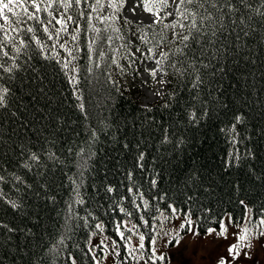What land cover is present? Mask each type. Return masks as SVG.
<instances>
[{"label": "trees", "instance_id": "obj_1", "mask_svg": "<svg viewBox=\"0 0 264 264\" xmlns=\"http://www.w3.org/2000/svg\"><path fill=\"white\" fill-rule=\"evenodd\" d=\"M89 2L94 3V0ZM157 2L168 4L170 0H152L150 5ZM250 2L256 6V0ZM27 4L28 12L35 13L31 3ZM61 10L64 9L61 7ZM81 10L84 16L79 17L81 31L78 40L73 42L76 59L72 64L78 69L77 94L82 96V101L75 99L69 80L55 60L37 55L35 40L30 38L41 41L45 38L42 25L36 20H28L22 9L16 11L21 13L22 19L14 38L18 46L19 40H24L30 47H22L17 60L21 68L15 71L14 80H8V73H0L4 77L0 84L10 90L8 108L0 110V151L6 152L0 157V163L7 172L15 171L33 188L29 190L21 185L24 193L21 202L27 211L22 222L4 204H0V216L12 226L31 229V235L13 234L8 245L11 254L0 257L4 264H35L40 257L43 259L39 264H72L73 260L75 264H97L89 239L99 223H103L113 237L118 235L117 227L127 218L152 231L159 213L172 205L181 213L195 217L199 231L218 225L227 212L236 222L241 220L246 212L241 201L251 206L258 216V212L264 209V182L255 180L248 168L250 165L255 172L264 174V44L253 43L248 38L244 42L252 51H241L238 57L225 55L224 73L213 76L212 68H199L205 83L199 89L197 100L194 99L197 90L191 89V78L187 74L183 77L174 74V70L168 67L174 62L177 68L182 67L180 61L184 57L178 53L172 55L176 48L183 47L182 43L174 38L171 28L164 27L165 22L156 24L148 29V37L153 43L166 37L154 51L164 45L165 52L169 53L163 63L169 81L159 101L144 105L111 77L113 56H110L109 49L118 35L112 31L115 25L108 29V25L102 24L107 30L94 33L90 39L92 31L86 17L91 14L94 25L97 15L94 17L83 2L79 6L73 4L66 13L76 20ZM51 11L59 12L55 4H52ZM35 15L42 21L41 14ZM10 21L16 27V18L10 16ZM183 22L187 24L188 21ZM125 27L122 25V30ZM255 27L253 35L259 41L260 25ZM27 28H32L33 32L27 33ZM108 36L112 37L110 44L106 39ZM88 40L93 41L91 62ZM27 55L32 59L24 63ZM44 55L53 54L45 48ZM246 55L249 60L255 58V66L243 59ZM233 58L239 60L238 66L232 64ZM89 67L90 73L87 71ZM33 68L46 78L37 80ZM68 74H73L71 69ZM111 81H115V86ZM38 85H43L53 97L51 104L46 106L47 102L38 95ZM80 102L87 110L86 120L77 108ZM202 106H206L207 115L200 118ZM12 112L14 116L10 115ZM191 112L196 113L198 123L189 122ZM236 115L244 118L242 123H236ZM90 129H95V141L89 140ZM165 130L170 143H161ZM46 138L54 143H48ZM181 140L183 143H179ZM9 144L10 152L7 151ZM124 144L128 147L125 148ZM23 148L39 154L36 162L29 161L36 165L31 172L20 167V161L27 159V153L20 155ZM45 148H51L63 163L48 160L43 151ZM81 148L84 149L81 162L86 164L82 183L77 163L81 158L76 155ZM89 151L93 153L90 159ZM138 152L145 154L142 169L135 162ZM246 152L253 154L246 163L240 167H226L232 156L237 153L244 156ZM37 170L44 172V176L37 180L47 183V196L54 197V201L32 195L36 189L37 180L33 177ZM69 177L81 183L82 204L74 203V186ZM2 187L11 197L17 198L11 183ZM61 238L63 244L58 243ZM53 245L56 249L48 252Z\"/></svg>", "mask_w": 264, "mask_h": 264}, {"label": "snow or ice", "instance_id": "obj_2", "mask_svg": "<svg viewBox=\"0 0 264 264\" xmlns=\"http://www.w3.org/2000/svg\"><path fill=\"white\" fill-rule=\"evenodd\" d=\"M84 3L87 8L91 10V12L98 13L99 10L103 9L104 4L101 3V0H94V3H90L89 0H51L46 8H51L52 4L57 6V11L62 7L65 12L68 9L73 7V4L79 6L81 3ZM175 3V0H173ZM127 4V0H108L107 6L112 10V15L109 16H96V19L99 20L101 24L110 23L114 20H119L120 17L116 16L115 13L119 12L123 7ZM143 5V10L147 13H151L155 19H153L151 24H148L145 27H140L139 24L136 26V33H139L136 38L142 44L151 45L148 47L147 52H141V56L152 59L157 65H162L164 61L169 58V53L164 52L161 53L160 59L155 58V51L154 49L160 45L163 39L166 37H162L161 41H157L153 43L152 40L148 37V29L153 28L156 24L162 22V19L159 15L160 8L156 5H150L148 0H133L132 6L129 8V11L135 15L137 8ZM193 6V8H189L188 6ZM31 7L35 10V13L41 11V5L36 3L35 0H31ZM162 8H167V3H161ZM16 8H21L23 10V14L27 16L28 20H36L37 23L42 25V31L47 35L48 40H53L54 43L52 44V48L57 47V43L59 41V37L61 33L68 34V25L72 23L74 25L73 31L70 34L71 40L76 42L78 40L79 33L81 31L80 24H79V17L84 16V11L81 10L78 13V17L76 20H73L72 15L65 16L62 14L59 19L56 18L52 14V12H48V23L52 24L53 30L55 31V36L49 31L47 26L43 25V21L40 20L39 16L35 15V13H29L27 7L21 2V0H0V19L3 20L4 24L0 25V73H8V80L12 81L15 79V71L21 68V65L17 63V60L20 59V53L23 48L30 47V44H27L24 40H19V46L17 41L14 37L9 34V29L13 32L19 31V22L22 19L21 13L15 11ZM264 0H256V6H253V3L250 0H179V3L176 4V14L180 17V20L173 22L172 24H165V28H176L177 26L182 29L180 33H174V38L179 39L182 43L183 47L176 48L172 55H176L177 53L184 57L182 61H180L182 67L177 68L176 63L169 64L168 67L174 70V74H177L183 77L187 74L191 78V89L197 90L196 96L194 99H199V89L201 85L205 83L202 80L199 74V68L209 69L212 68L213 72L211 73L213 76L217 73H224V57L225 55L231 57H238L240 56L241 51L248 53L251 52L252 49L248 46L244 41L248 38L252 39L253 43H262L264 44ZM168 16H171L172 13L168 12ZM10 16L16 18V27H13L12 22L10 21ZM187 20V24L183 21ZM227 20V23L225 22ZM53 21L55 23L53 24ZM92 15L89 14L86 17V23L91 28L92 33H99L102 29H99L92 25ZM125 24L132 23L127 18L124 19ZM260 25V40L256 41L255 36L253 33L256 32V25ZM56 25H59L57 28ZM107 29L105 28L104 31ZM27 33L33 32L32 28L25 29ZM87 31V29H85ZM112 31L115 33H120V29L117 27H113ZM130 31V30H129ZM122 38L121 36L117 37ZM107 42L110 44L112 37L108 36ZM30 40H35L36 44V52L37 55H43L44 59L47 60H55V62L60 66L62 72H64L65 76L69 80L72 88H73V95L77 101H82V96L78 95L77 92L79 91L77 85L79 84L78 79V69L75 67L71 68L72 75H69V66L72 64V61L76 59L73 55L72 51L66 46L65 44H60L59 47L67 53L63 59H57L59 53H55V55H44V49L46 45L42 43L39 39H35V37H31ZM173 41H169L172 43ZM92 40L87 41V48L89 52V61L91 62V51H92ZM128 44H131V41H128ZM128 44L121 45L126 49L125 57L131 58L130 62H134L135 60V53H132ZM10 46V47H9ZM8 48V51L5 49ZM185 49H188V52H185ZM79 52L80 49L77 48ZM114 52H118L119 49L113 50ZM137 52H140V48H136ZM100 58H103V54H100ZM32 57L30 55L26 56V60L24 63L30 62ZM245 60H249V57L246 55L243 57ZM207 61V62H205ZM213 61L216 63L214 64ZM250 63L255 66L256 60L255 58H251L249 60ZM112 64H118L115 56L111 58ZM264 63V62H262ZM232 64L239 65V60L233 58ZM186 65V66H185ZM218 65V67H217ZM99 63H96V67L99 68ZM87 71L90 73L91 68L89 67ZM163 72V69H161ZM33 72L36 73V79L42 81L46 77H42L39 75V70L33 68ZM157 74V69L153 68L149 70V75L155 79ZM164 75H167L166 72H163ZM4 77L0 75V80ZM109 79H111L109 75ZM115 86V81H111ZM163 82V81H162ZM38 95L42 96L43 99L48 104L53 102V97L49 96L48 93L45 91V87L43 85H38ZM9 88L5 87L3 84H0V110H4L8 108V100H9ZM203 111L200 118L207 115V108L206 106H202ZM226 107V105H225ZM77 108L80 111V114L86 120L88 118L87 110L85 109V105L80 102L77 104ZM10 115L14 116L15 113L12 112ZM235 121L237 124L243 122V117L241 115H236ZM198 119L195 112L189 113V122L190 123H198ZM59 123V121H58ZM233 131L235 130V124L232 126ZM97 139L95 129L89 130V140L95 141ZM47 141V138H46ZM48 143H54V141H47ZM2 143V141H0ZM161 143H170L167 136V130H165V135ZM179 143H183V141H179ZM138 146V145H137ZM91 145L89 144V148ZM124 147L127 148L128 145L124 144ZM7 151H11V145H7ZM44 154H46L47 159L53 161L56 164L63 163L60 160V157L56 155L55 152L51 150V148L43 149ZM69 153L72 152L71 148L68 149ZM84 149L81 148L79 152L76 153L77 156L81 158L78 161V165L80 171L78 173L79 179L82 183L83 181V170L86 167L85 163L81 161L84 160L83 157ZM27 153V159L20 161V167L23 169H27L29 172L36 167L35 163L39 159V154L36 152H32L30 149L23 148L21 150L20 155L23 156ZM6 155V152L0 151V157ZM93 153L91 151L88 152V158L90 159ZM251 152H246L244 156H241L237 153L235 156H232L227 162L226 167H240L242 163H246L249 157H252ZM145 154L143 152H138L137 156L135 157V162L137 167L143 168V164L141 163L144 160ZM43 167V165H41ZM249 173L252 177L257 180L264 182V174L255 172L251 166L249 165L248 168ZM130 175V173H129ZM44 176V172L37 170L35 176L33 177L34 180H37L38 177ZM69 180L73 184V193L75 196L74 203L82 204L83 200L80 198V187L81 183H77V180L73 177H69ZM6 183H11L12 187L15 189L17 193V198L11 197L8 193L3 190L2 185ZM152 184H156V180H152ZM31 190L33 188L32 184H26V182L22 179V177L16 174L15 171L7 172L4 165L0 163V204L6 205L9 209L13 211V214L17 220L22 222L23 218L27 217V211L24 208V204L21 202L24 198L23 188ZM239 187V185H237ZM109 192L112 191L111 188L108 189ZM131 191V189H130ZM44 193L42 196L41 193ZM32 195L36 198H46L49 200L54 201V197L47 196V183H40L37 180L36 189L32 192ZM248 211L247 206L244 205V202H240ZM147 203H145V207ZM171 207V206H169ZM71 208V205H69ZM123 211V209H121ZM172 213L176 212L175 208L171 209ZM68 219V217H66ZM229 224L232 225V218L228 217ZM147 223V221H145ZM195 224V226H194ZM99 227V226H97ZM255 229V231H253ZM191 233L192 235L198 236L199 228L198 222H194L191 218L190 213H185V220L179 226V229H168L164 231L161 235L166 238L168 244H172L173 241L178 246L182 237L181 233L184 231ZM214 229L207 228L205 232L207 234L213 233ZM20 232L24 233L25 235H31V229H25V227H21L20 225L12 226L9 222H6L2 216H0V257H7L11 254V250L8 249L9 243L13 240V234ZM227 232V227L223 222V218L220 220V231L216 233L218 237L225 236ZM119 236L122 240H125L124 234L121 232ZM260 237H264V209L258 212V218L256 220L247 219L245 222V226L239 230V232L235 235L236 243L232 244L228 248V257L227 258H220L218 264H235V262L241 259V252L243 249H252L253 239H258ZM144 235H139V245L138 247H131L126 248V254L128 257H131L135 261H139L141 257H137L134 255L137 251L144 250ZM130 241V238H129ZM150 247L148 249L150 258L146 262V264H152L153 260L156 261H164V255H157L155 244L156 239L154 237H149ZM59 244H63V238L58 241ZM103 243V242H102ZM113 246L115 247V242H113ZM15 247H19L16 245ZM56 249V245H53L51 248L48 249V252H52ZM107 246H105V250ZM114 255H118V253L114 252ZM245 258L250 259V255L248 252L244 253ZM43 259V257L38 258L35 264H39V260ZM95 259V258H94ZM0 264H4V259L0 258ZM72 264H75V261H72ZM98 264V262H97Z\"/></svg>", "mask_w": 264, "mask_h": 264}, {"label": "rangeland", "instance_id": "obj_3", "mask_svg": "<svg viewBox=\"0 0 264 264\" xmlns=\"http://www.w3.org/2000/svg\"><path fill=\"white\" fill-rule=\"evenodd\" d=\"M7 2V0H5ZM21 2L28 7L27 2L31 3V0H21ZM36 3L41 5V11L36 14H41V18L43 21V25L49 28V31L55 36V31L53 30L52 24L48 23V12H52L57 19L63 14L65 18L67 14L64 10L59 12L51 11V8H46V6L51 3V0H35ZM133 0H127V4L123 7L119 12H116L115 15L119 16V20L111 21L110 23H106L104 25H108V29L113 24L115 27L120 29V33L113 40L114 45H110V56H115L118 64H112L111 77L116 80L118 84H120L125 90L128 92H132L134 97L144 105H151L155 102L159 101L168 85L169 75H164L163 72H166L163 64L157 65L154 60L147 59L141 56V52H147V45L142 44L139 40H137L136 36L139 33H136V27L134 25H148L151 24L155 17L151 13H147L143 10V5H141L136 10V14L133 15L129 8L132 6ZM149 4L152 3V0H148ZM108 0H103L104 7L99 10L98 13H92L95 17L99 15L109 16L112 15V10L107 6ZM162 2H157L156 6L160 8L159 15L163 22L166 24H172L175 21H178V16L176 14V4L179 3V0H170L167 8L161 7ZM21 8H16L15 11L20 10ZM31 9V7H30ZM171 12L172 15L168 16L167 13ZM127 18L132 23L125 24L124 19ZM171 22V23H170ZM55 21H53V24ZM4 22L0 19V25H3ZM102 24L95 18L94 26L99 29H105ZM125 25L126 27L122 30L121 26ZM58 28L59 25H56ZM73 27L71 23L68 25V34L61 33L59 37V41L57 43L56 48H52L53 40H48L47 35L45 34V38L42 39L44 44L46 45V50H50V52L55 55V53H59L58 58L63 59L67 56V53L64 52L59 45L65 44L66 46L74 53L73 49V41L71 40V33L73 31ZM130 30V31H129ZM178 30H181L178 26L176 28H171V31L177 33ZM9 34L12 37H15L16 32L11 31L9 29ZM94 33L91 32L90 39H92V35ZM121 36L122 38H117ZM41 41V40H40ZM41 41V42H42ZM128 41H131V44H128ZM42 42V43H43ZM128 44L132 53H135L134 62H130L131 58H126L125 53L126 49L121 47V45ZM140 48V52L136 51V48ZM119 49L118 52H114L113 50ZM165 52V46L162 45L155 52V58L160 59L161 53ZM74 67L73 64L69 66L70 69ZM157 69L156 78L153 79L149 75L150 69ZM163 69V72L161 71ZM158 81V82H157ZM163 81V82H162ZM165 81V82H164ZM163 84L166 88L164 92L160 88V85ZM155 89V90H154ZM161 91V92H160ZM160 92V93H158ZM155 96V97H154ZM158 97V98H157ZM148 100V101H147ZM237 151V149L235 148ZM175 208L173 205L168 209L162 210L156 222L153 225L152 231L147 230L144 224L139 225L130 219H124L122 224L117 227L118 235L113 237L110 235L103 223H99L91 233L89 244L92 251L96 255V261L98 264H146V262L150 258L149 247L150 241L149 237H154L156 239L155 249L157 255H164V261H156L153 260L152 264H218L220 258L228 257V248L230 245L236 243L235 235L239 232L241 228L245 226V222L247 219H252L253 221L258 218L253 211L252 208L247 206L245 216L238 222H234L232 219V225L229 224L228 217H231V213L227 212L222 218L225 226L227 227V232L225 236L218 237L216 235L217 232L220 231V223L217 226L210 227L214 229L213 233L207 234L205 231H199V235L195 236L186 230L181 233V241L177 246L175 242L170 245L168 244L166 238H164L161 234L168 229H179L181 223L185 220V215L180 211L176 210L175 213H172L171 209ZM176 209V208H175ZM192 220L196 222L195 218L192 217ZM232 218V217H231ZM195 226V224H194ZM255 231V229H253ZM123 233L125 240H122L119 236V233ZM139 235H144V250L137 251L134 253L137 257H141L139 261L133 260L131 257H128L126 254V248L138 247ZM130 238V241H129ZM103 242V243H102ZM113 242H115V247L113 246ZM253 247L252 249H243L241 252V259L235 264H264V237H260L258 239L252 240ZM105 246L107 249L105 250ZM118 253V255H114ZM248 252L250 255V259L245 258L244 253Z\"/></svg>", "mask_w": 264, "mask_h": 264}, {"label": "bare ground", "instance_id": "obj_4", "mask_svg": "<svg viewBox=\"0 0 264 264\" xmlns=\"http://www.w3.org/2000/svg\"><path fill=\"white\" fill-rule=\"evenodd\" d=\"M171 23V22H170ZM158 82V81H157ZM165 82V81H164ZM160 88L162 89V92H164V90L166 89L165 87H164V85L163 84H161L160 85ZM155 90V89H154ZM161 92V91H160ZM160 92H158V93H160ZM155 97V96H154ZM158 98V97H157ZM148 101V100H147Z\"/></svg>", "mask_w": 264, "mask_h": 264}]
</instances>
